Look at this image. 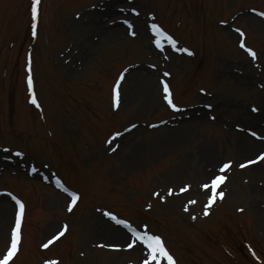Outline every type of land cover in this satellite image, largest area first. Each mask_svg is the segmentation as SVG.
I'll return each mask as SVG.
<instances>
[{
  "label": "rangeland",
  "instance_id": "374dc122",
  "mask_svg": "<svg viewBox=\"0 0 264 264\" xmlns=\"http://www.w3.org/2000/svg\"><path fill=\"white\" fill-rule=\"evenodd\" d=\"M104 1L40 0L33 21L32 0H0V196L11 205L0 237V255L14 209L10 195H15L25 200L28 214L21 252L12 264H52L55 259V264H140L142 257L134 248L120 252L97 245L100 209L93 210L97 207L161 236L179 256L177 264H264V214H257L251 204L264 194V160L255 168H239L245 160L264 153V144L253 151L242 150L237 145L241 138L236 136L244 134L238 127L260 134L243 119V113L250 115V108L257 107L264 117V26L248 11L264 10V0H123L135 7L142 22L161 26L198 58L168 51L164 57L153 55L150 44L155 40L149 26L139 20L134 28L142 34L133 41L127 39L125 29L119 37L94 32L85 22L89 18L86 12ZM121 5L128 10L125 3ZM121 17L104 10L97 18L106 21L101 31ZM33 23L36 35L40 34L33 44L31 76L44 110L38 113L27 106L23 82V54L28 53L25 26L31 25L33 33ZM234 29L244 31L245 48L257 52L255 60L236 48L240 40L233 35ZM75 51L81 54L75 55ZM136 62L143 63L125 66ZM74 66V72L68 73ZM123 66L130 67L122 72L124 96L135 70L144 75L153 70L157 74L151 78L155 97L158 82L164 81L171 84L178 109L188 111L186 114L195 109L206 113L194 116L196 121L182 119L184 128L178 123L168 130L161 128L173 113L167 104L159 108L157 99L140 106L141 96L112 113L109 95L114 98L109 86ZM161 70L169 75L161 77ZM132 119L143 128H138L129 145H139L107 154L104 146ZM254 124L264 126V119ZM132 150L137 154L134 161L127 157ZM17 152L22 158L14 156ZM31 163L43 177L52 176L45 167L60 172L71 189L80 191L77 210L67 214V199L58 200L54 188L37 180L38 174L28 177ZM224 163L232 168L224 195L211 204L205 216L208 203L193 190L207 181L206 166ZM129 174L133 176L125 177ZM185 186L190 190L178 194ZM62 224L69 227L66 237L49 250L39 251Z\"/></svg>",
  "mask_w": 264,
  "mask_h": 264
},
{
  "label": "bare ground",
  "instance_id": "6f19581e",
  "mask_svg": "<svg viewBox=\"0 0 264 264\" xmlns=\"http://www.w3.org/2000/svg\"><path fill=\"white\" fill-rule=\"evenodd\" d=\"M111 5H114L113 1L109 2L106 5V8L111 6ZM96 11L97 12H94L92 14H87L90 18L89 19V21H90L89 25L91 28L94 29V32L104 33V34H108V35L113 34L114 37H119L121 34V28L119 26H115L113 28H106V30L101 31L103 24L100 21H97L98 16L101 14L98 12H100L101 10H96ZM74 65H75V61H74ZM67 70H68V73H70V72L73 73L74 67L71 69H67ZM131 75H133V76L130 78V83L126 87V96H124V93H123V95L119 97V100L116 104L117 106H119L117 112L120 110V108H122L123 104L128 103L131 100L132 101L139 100L141 96L143 97L142 98L143 100L140 103V106L144 103L149 104V103H152L153 101L155 102L156 99L158 101H160L159 103H161L162 100H164V98L162 97L163 94H161L160 92L158 93L157 97H155V90H154L155 87H153L154 82L151 79L153 76L151 73L144 75L142 72H137V70H136ZM148 75L151 76L150 79L148 77H146ZM201 112L203 114H205V112L203 110H201ZM198 114H199V110L193 111L191 115L188 114L189 118H191V120H189V121L198 120V118L194 117ZM243 119L248 125L255 127V124H254L255 118L254 117H250V120H249L248 118L243 116ZM130 121H131V123L127 124V126H125L123 128V132L118 137H116L114 140H112L111 144L108 143L106 145V147L104 149L105 152H107L109 150L113 151V148H115V150H119L120 148L122 149L123 147L125 148L126 145L130 144V140H134V138L136 137V135L138 133V129L133 126V124H135L134 123L135 120L132 119ZM181 125L184 128L183 122ZM172 126H174V127L178 126L176 121L173 119L169 121L168 125L167 124L164 125V127H166L165 130H168V127H172ZM131 128H133V130L130 131ZM160 131H161V129H160ZM236 136L241 138L240 140H238L237 145L240 144L242 146V150H247V151L252 150L253 151V150H255L254 147L259 145V143L253 141L250 137L246 136L245 134L237 133ZM132 145H133V147H132ZM137 145H139V143L131 144V145H129V147L130 148L132 147L134 150V148ZM133 150L131 152H128V154H127V157L130 158L132 161H134L137 158V154ZM137 153L139 154V157H140V155L142 153L141 147L139 148ZM206 168L208 170H210L211 172H216L217 167H213L212 165H208V166H206ZM202 173L205 174V172H202ZM207 184H209V183H207ZM209 188L203 187V192L201 190L200 191L194 190L193 193L197 196L207 195V197L209 198L210 197V192H208ZM263 192H264V190H263ZM263 195L261 196L260 199H258V200L256 199L255 201H253L251 203L254 206L256 213L260 214V215L264 214V208H262V209L260 208V204L264 203V198H262ZM55 196L60 201L63 199V196L59 193H56ZM10 206L11 205L9 204V202L4 197L0 196V237L4 233L3 228L5 227L4 224L6 223L7 216L9 214V210L11 208ZM96 221L98 222L97 223L98 229H97V233H96L97 236L95 237V239L97 241H99L96 243H104L106 245L119 248L120 250H124V248H125L124 244L129 239L128 234L126 232H124L122 230V228H118L116 226H113L109 222L104 221L102 218L100 219L98 217V219H96ZM136 251L138 253H140L139 255L142 254L141 248L136 249Z\"/></svg>",
  "mask_w": 264,
  "mask_h": 264
},
{
  "label": "snow or ice",
  "instance_id": "6c2138e0",
  "mask_svg": "<svg viewBox=\"0 0 264 264\" xmlns=\"http://www.w3.org/2000/svg\"><path fill=\"white\" fill-rule=\"evenodd\" d=\"M39 4H40V0H32L31 12H32L33 21H35L37 19L38 5ZM121 11H123V9H121ZM133 11L135 12L134 9H133ZM135 14L139 15V13H135ZM262 15H264V14H262ZM123 23L127 24L129 29L132 27L131 23L128 20H124ZM32 28H33V35L35 36L36 35V31H35L36 24L35 23H33ZM151 29H152L154 35L156 37L160 38V39H157L155 41L157 48H160L161 50H163V45L161 43V39L167 40L173 48H176L177 42L171 36L166 35V33L164 31H162L158 27L157 24L153 23L151 25ZM236 31L239 32V35L241 37L244 35V33L240 32L239 29H237ZM131 34L134 35V33H131ZM239 46L241 48L245 49L247 54L250 57H252L253 60L256 59V53L254 51H252L251 49L245 48V45L243 42H240ZM180 51L187 53V55H192V53L186 48L180 49ZM67 62L68 61H66V63ZM163 75L168 76L169 73L165 72ZM121 80H123V73L120 75V77L116 81L115 87L113 88V92L115 93V97H116L117 102L119 100V95H120L118 88H119ZM28 87H29V89H31V87H32L31 77H29V79H28ZM162 91L164 93L163 98L165 100H167L168 105L173 110L179 111V109L173 103V101L171 99V93L169 92V87H168L167 83H163ZM32 103L36 104V100L33 99ZM208 107H211V106L209 105ZM252 111H257V109L253 108ZM118 135H120V133L115 134L112 137V139H115L116 136H118ZM251 135L253 137H255L256 139L264 140V136L257 135V133L255 131H252ZM108 143L111 144L112 140L110 139L108 141ZM4 151H9V149L5 148ZM113 151H115V148H113ZM16 155L19 156L20 153L17 152ZM258 158L260 160H264V153L259 154ZM240 166L244 167L245 165L241 164ZM229 167H230V165L228 163H225L223 165V167H221L219 169V172L222 173ZM224 179L225 178L223 176L217 175L214 179L211 180L210 185L209 184L204 185L205 188L211 187V189H212L208 204L205 206V211H204L205 216L209 215L208 208L211 206L212 203L215 202V200L217 198L216 189L219 187L220 184H222L224 182ZM64 191L67 192L68 190L64 189ZM169 194L171 195V190L169 191ZM68 195L71 197V202L69 204L68 211L71 212L73 205L79 199V197L74 192H68ZM155 195H159V194L156 193ZM223 195L224 194L221 191L219 193V196L222 198ZM16 203L19 206L20 212L16 216L15 227L11 230V233H10V246L6 249L5 253L2 254V257H0V264H11L13 258L16 256L17 251H18V244L20 242L21 217L23 216L24 205L22 203H20V201H17ZM193 203H194V201H193ZM241 211H242V209H241ZM104 215L108 216L110 220L115 222V224L122 225V227L124 229H127L128 232L131 233L129 239L126 241V246L129 249L133 248L137 245L141 246V252L144 253L143 264H176V261L174 260L173 256L169 253V251L166 248L162 238L159 235L152 234L151 232H149L147 230H143V231L137 230L136 227H133L131 224L127 223L125 220L117 219L114 215H111L110 213H104ZM192 219H196V217L193 216ZM66 228H67V226H64L65 230H66ZM58 233L59 234L55 237L56 239H59L60 236L64 235V231L58 230ZM49 243H52V241L49 240L48 243L44 244V247L47 248ZM101 247H103V245H101ZM253 255H255V253H253ZM52 264H55V262L53 261Z\"/></svg>",
  "mask_w": 264,
  "mask_h": 264
}]
</instances>
